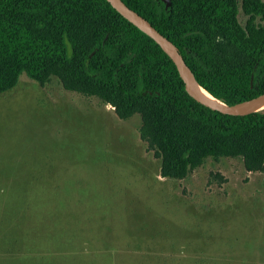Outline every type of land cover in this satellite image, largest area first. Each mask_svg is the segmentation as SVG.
Wrapping results in <instances>:
<instances>
[{"label":"rangeland","instance_id":"374dc122","mask_svg":"<svg viewBox=\"0 0 264 264\" xmlns=\"http://www.w3.org/2000/svg\"><path fill=\"white\" fill-rule=\"evenodd\" d=\"M141 125L56 76L0 93V264H264V171L163 178Z\"/></svg>","mask_w":264,"mask_h":264},{"label":"trees","instance_id":"16d2710c","mask_svg":"<svg viewBox=\"0 0 264 264\" xmlns=\"http://www.w3.org/2000/svg\"><path fill=\"white\" fill-rule=\"evenodd\" d=\"M179 49L198 83L226 104L264 93V0H123ZM68 39V42L66 41ZM23 73L96 96L120 119L139 114L161 176L184 179L206 159L264 171V110L234 116L189 95L176 65L107 0H0V93Z\"/></svg>","mask_w":264,"mask_h":264},{"label":"water","instance_id":"95a60500","mask_svg":"<svg viewBox=\"0 0 264 264\" xmlns=\"http://www.w3.org/2000/svg\"><path fill=\"white\" fill-rule=\"evenodd\" d=\"M107 1L124 18H126L129 22L134 24L138 29H140L142 32H144L149 37H151L167 52V54L170 56V58L173 60L174 64L176 65L177 70L182 80L184 81L187 92L196 101L209 107L212 110H216L221 113L234 115V116H241L251 112L261 111V110L254 111L253 108H255L258 105L264 104V93L257 94L256 96L250 99L230 105L222 101L217 102L213 99L206 97L201 91V89L204 88L196 80L194 73L192 72L191 68L187 65L178 47L168 37L163 35L155 26H153V24L149 20H147L137 11L129 7L123 0H107ZM162 1L166 3L167 8L171 5L170 0H162ZM66 41L68 42V39H66Z\"/></svg>","mask_w":264,"mask_h":264},{"label":"bare ground","instance_id":"6f19581e","mask_svg":"<svg viewBox=\"0 0 264 264\" xmlns=\"http://www.w3.org/2000/svg\"><path fill=\"white\" fill-rule=\"evenodd\" d=\"M201 91H202V93H203L206 97H208V98H210V99H213V100H215V101H217V102H221L220 99H218V98H216V97H213V96H212L211 94H209L206 90L201 89ZM253 110H254V111H255V110H264V104L256 106L255 108H253Z\"/></svg>","mask_w":264,"mask_h":264}]
</instances>
